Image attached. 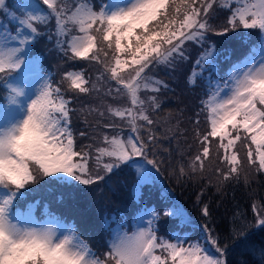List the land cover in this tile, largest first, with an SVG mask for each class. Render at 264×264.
Segmentation results:
<instances>
[{
	"label": "snow or ice",
	"instance_id": "snow-or-ice-1",
	"mask_svg": "<svg viewBox=\"0 0 264 264\" xmlns=\"http://www.w3.org/2000/svg\"><path fill=\"white\" fill-rule=\"evenodd\" d=\"M73 3L74 7L69 0H0V93H6L0 95V264H228L227 244L221 246L220 238L207 225L202 241L191 240L189 231H181L191 221L174 204L162 213L140 207L132 231L109 223L107 250L98 254L75 225L65 223L47 206L44 218L37 219L36 204L22 209L20 201L25 190L34 191L30 186L36 185L67 188L105 181L110 187V174L123 171L126 165L135 170L131 193L140 203L141 189L160 172L157 160L149 156V146L156 140L149 127L155 123L149 112L159 108L155 94L168 87L153 78L149 69L175 67L187 60L189 42L203 47L195 61L198 71L193 70L188 83L195 86L197 79L205 81L207 99L202 101L201 111H207L210 124L206 134L197 133L202 150L194 158L192 170L197 171V164L199 171L204 170L211 141L217 139L218 148L224 150L223 160L230 165L227 174L220 173L225 181L238 174L241 161L236 148L242 140L248 147V161L254 165L258 161V169L264 171V0ZM217 4L230 13L220 28L209 23ZM53 20L60 53L101 64L104 72L98 81L104 74L115 81L116 87L109 86L105 95L126 99L128 104L108 105L107 111L111 118L126 121L127 136L101 132L94 149L92 145L87 146L90 151L77 147L71 128V100L50 77L35 79L38 57L33 49L44 34L42 29ZM209 32L217 36L236 32L244 42L256 35L257 40L225 70L218 63L216 45L204 47ZM37 83L39 87L34 86ZM61 83L77 94L100 90L97 84L89 87L80 71L66 72ZM145 92L153 95L142 98ZM99 115L103 117L104 112ZM102 127L115 129L117 125L105 123ZM92 160L94 169L89 166ZM180 174L184 175L183 167ZM253 210L254 220L233 229L229 239L240 241L238 247L248 257L245 264H264V239L257 245V232L250 231L264 232V208L254 205ZM201 212L210 216L207 205ZM161 215L176 221V229L167 238L157 235Z\"/></svg>",
	"mask_w": 264,
	"mask_h": 264
},
{
	"label": "trees",
	"instance_id": "trees-1",
	"mask_svg": "<svg viewBox=\"0 0 264 264\" xmlns=\"http://www.w3.org/2000/svg\"><path fill=\"white\" fill-rule=\"evenodd\" d=\"M89 1L92 3V0ZM69 3H73V0H69ZM229 14V9L221 8L217 4L213 6L211 18L216 23L222 21L223 25H226ZM241 31L244 30L241 29ZM249 31L253 32V30ZM230 37L229 33L224 36H217L209 32L208 41L204 47L215 44L220 55L223 49L229 45ZM35 47L38 48L37 51L41 53L42 58L48 59L49 50L51 49L53 53L54 48H56L54 29L52 33L50 30L47 35L40 36ZM186 48L189 50L186 53L187 60L178 62L175 67H170L167 74L162 72L158 73L159 76H154L155 79L163 81L168 86L161 88V91L155 94L159 108L149 112L155 121L149 127L156 135V140L149 146V156L157 160L161 177L160 181L153 179L141 189L140 203L131 193L132 185L135 183V170L128 169L126 165H123V171L118 170L120 175H114L111 178L110 187L106 186L105 181L90 186H68L67 188L54 185H48L46 188H42L40 185L30 186L34 187L35 190H25L26 195L20 201L21 208H27L29 204H36L38 216L43 217L45 206H47L48 211L75 225L72 218L66 213L67 210L70 211L71 206L75 207L72 216L80 221L79 214L82 213L79 211V207H89L91 211L89 215L91 217L90 224L82 220L81 224L84 228L78 230L82 238L98 254H103L107 250L104 246L109 223L112 227H115L117 223L126 227L127 223L129 225L130 220L136 217L138 209L142 206L155 208L157 212L162 213L163 209L174 204L180 210L182 208L189 213L191 224L187 229L181 231H189L191 240L199 239L202 241L205 236L203 226L207 225L212 229L213 235L220 238L221 246L227 244L228 264H245L248 257L238 247L240 241L229 238L233 235V229L239 230L242 223L254 220V205L264 208V171L258 169L257 161V164H251L253 167L251 176L241 168L238 169V174H232V178L225 181L220 173L227 174L230 167H227L228 162L226 166H222L221 159L224 156V150L218 148L219 141L217 139L211 141L210 157L204 161V170L199 171L198 164L197 171L192 170L191 165L196 155L202 150V145L199 137L197 139L194 137L195 131L192 125L194 122L190 120L188 112L192 111L199 97L198 94H194L195 89L199 88L198 85L203 87L202 104V101L206 99V88L205 81L200 79H197L195 86L188 83V78L193 70L198 71L195 61L203 51V47L189 42ZM246 48L237 58L248 51L249 47ZM69 56L62 53L60 57L53 55L50 67L60 69L61 66H64L65 69L62 71L65 73L69 71L83 72L85 78L89 80V84L103 73L89 71L90 66L83 64L86 60H74V63H71ZM50 67L49 64H44L42 69L45 72H50L54 86L61 87L65 97L71 100L69 105L73 109L71 128L78 148L90 151L87 146L92 145L94 149L101 139V132L109 135L112 132H121L124 136L129 134L130 130L125 121L122 122L119 118H110L106 106L96 102L100 98L94 95L87 99V96L84 98V95L91 96L93 93L77 94L74 91H69L67 83L62 84L61 79H58L62 77V74L57 71L53 72ZM98 73L100 76H97ZM103 78H106L105 75ZM103 78L99 80L100 83H102ZM147 93L149 96L153 95L151 92ZM2 94L5 93H0V95ZM111 97L113 96H109L107 102L110 101L114 104V99ZM118 101L120 100H115V102ZM202 106L204 107L203 104ZM100 111L104 112L103 117L99 115ZM105 123H115L117 127L115 129L103 128L102 125ZM203 123L207 126L206 132L209 131L210 125L205 121L204 115ZM82 132L85 133L84 136L80 135ZM141 135L146 137V132L142 131ZM240 143H244L243 146L246 147L242 140L237 143L239 147L236 148V151L240 150ZM247 143L250 144V141ZM250 146L255 148V145ZM89 166L94 169L95 161H90ZM181 167L184 169V175L180 174ZM108 179L109 177H105V180ZM125 188L126 191L123 194ZM43 200L46 201L43 202ZM62 205L65 206L64 209ZM204 205L209 208V217L202 215L201 209ZM93 223H96V228H98V236L95 233H90ZM159 224L161 228L157 233L158 236L167 238L176 229V221L171 216L161 215ZM250 231L257 232L254 242L259 245L260 241L264 239V232H259L258 229ZM100 240H102L101 244Z\"/></svg>",
	"mask_w": 264,
	"mask_h": 264
},
{
	"label": "rangeland",
	"instance_id": "rangeland-1",
	"mask_svg": "<svg viewBox=\"0 0 264 264\" xmlns=\"http://www.w3.org/2000/svg\"><path fill=\"white\" fill-rule=\"evenodd\" d=\"M8 2L9 3H14V2H18V0H8ZM99 2H100V0H92V3H94V4H98ZM71 4H72L73 7L75 6L74 3H71ZM0 20H3L2 16H0ZM209 23L212 26H214L215 28H220V27L224 26L222 21H219V23H216L211 18V13L209 14ZM53 29H55V21L54 20L47 26V28H43L42 29V31L44 33L43 36L47 35L50 30H51V33H52ZM255 31L256 30H253V32H255ZM229 34L231 35L229 45L227 47H225V49H223V51L221 52V54L217 58L218 59V63H220V65L224 69H226V67L230 64L231 61H235L237 56L241 55V53H243L244 50L247 49L246 47H249L251 43L252 44L256 43V40H257V36L256 35L250 36L248 42H244V41H242L240 39L239 33L229 32ZM244 48H246V49H244ZM34 49H36V50H34ZM34 49H33V55L38 57L37 67L35 69V73H36L35 79L38 80L41 76L50 77L51 78L50 72H45L42 69V67H43L44 64L45 65L49 64V67H50L51 60H53V55H56V56L59 55V57H60L61 53L57 50V48H54L55 51L53 53H52V50L50 49L49 52H48V55H47L48 59H46L44 57L45 58V60H44V58H42L43 56L41 55V53L37 51L38 48L35 47ZM225 57H230L231 60L225 59ZM69 62L74 63V59H69ZM83 64H88L90 66L89 71L104 72L102 65L98 64V63H96L94 61H86ZM50 68H52V67H50ZM169 68L170 67L156 66V67H153V68L149 69V74L154 78V76H159L158 73L164 72V73L167 74ZM52 69H53L52 70L53 72L54 71L60 72L62 74V76L65 74V71L64 72L62 71V70L65 69L64 66H61L60 69L59 68H55V69L52 68ZM104 75H105L106 78H103L102 83H100L98 81V79H97L98 77H97L91 84L88 85L89 87H91L92 84H97V87L100 90L98 92H95V91L91 92V93H93L91 96L84 95V98L87 96L86 98L88 99V98L93 97L95 95L97 98H100L96 102H98L99 105H101V104L105 105L106 109H107L108 105H113V106L125 105V106H127L128 102H127L126 99L125 100H120L118 102H115V100H118V99H114V102H113L114 104L110 103V101L107 102V99H109V95H105V92L107 91V88L109 86L114 88V87H116V84H115V81L109 80L108 74H104ZM97 76H100L99 73H98ZM58 79H62V77L58 78ZM34 86L35 87H39V84L37 83ZM198 87L199 88L195 89V91H194V94H198L199 95L198 100H197V102H195V105H194V108L192 109V111L188 112V115H190V120L194 122L192 125L194 126V131H195L194 137H196V139L198 138L197 133H199V136H202L203 133H205L206 129H207V126H205L204 123H203V115H204V118L206 119L205 121L209 124V121L207 119V116H208L207 111H201V109L203 108V106L201 104V97L203 95L202 94L203 87H200L199 85H198ZM141 96H142V98L145 97V96H149V93H147V92L141 93ZM111 98L113 99V97H111ZM160 98H161V96H160ZM199 98H200V100H199ZM206 99H207V96H206ZM199 102H200V105H199ZM107 113H109V112H107ZM109 116H110V114H109ZM197 120H199V124L196 123ZM112 134H115V132H112L111 135ZM87 144H89V143H87ZM243 145H244V143H240L241 148H240V150L239 149L237 150V152L239 153V159H240V161L242 163V165L239 167V169L243 168L244 170H246L247 174L249 176H251V171H253V167H251V163H249L248 158H247L248 147H244ZM237 147H239V146H237ZM251 147L253 148V146H251ZM221 163H222V166H226L227 165V161L223 160V157L221 159ZM149 167H151V166H149ZM227 167H230V165H228ZM115 171H118V170H114V173L110 174L111 178L114 177ZM106 177H109V176H106ZM154 179H155V175H154ZM125 191H126V188L124 189L123 194H125ZM44 201H46V200H43V202ZM62 207H63V209L65 208L64 205H62ZM149 208L151 209V207H149ZM74 210H75V207L71 206L70 211L67 210V212L66 211L65 212L67 214H69V216L72 218V220H73L75 226L77 227V229L83 230L84 227L82 226L81 222H82V220H84V222L90 224L91 217H89V215H90L91 211H90L89 207H87V206L79 207V211L82 213V214H79V217L81 218L80 221H79L77 218L72 216L73 215L72 213L74 212ZM181 211H184V210L181 208ZM136 216H137V214H136ZM134 227H135V218L133 217L130 220L129 225L127 223L126 228H127L128 231H132ZM91 228L92 229L90 230V233L91 234L95 233V235L98 236V228H96V223H93V225H91ZM101 243H102V240H100V244ZM104 248L106 249V244H105Z\"/></svg>",
	"mask_w": 264,
	"mask_h": 264
},
{
	"label": "water",
	"instance_id": "water-1",
	"mask_svg": "<svg viewBox=\"0 0 264 264\" xmlns=\"http://www.w3.org/2000/svg\"><path fill=\"white\" fill-rule=\"evenodd\" d=\"M155 175H156V177L159 179V177H160V174L159 173H155ZM185 214V216H187L188 218H189V216H188V214L187 213H184Z\"/></svg>",
	"mask_w": 264,
	"mask_h": 264
}]
</instances>
